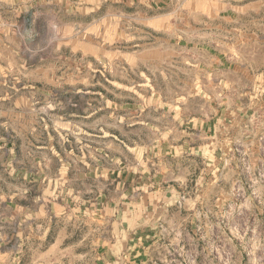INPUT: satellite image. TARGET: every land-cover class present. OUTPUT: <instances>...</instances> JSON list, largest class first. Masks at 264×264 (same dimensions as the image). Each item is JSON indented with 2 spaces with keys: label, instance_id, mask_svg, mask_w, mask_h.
Segmentation results:
<instances>
[{
  "label": "rangeland",
  "instance_id": "obj_1",
  "mask_svg": "<svg viewBox=\"0 0 264 264\" xmlns=\"http://www.w3.org/2000/svg\"><path fill=\"white\" fill-rule=\"evenodd\" d=\"M74 2L67 13L23 0L19 25L0 22V35H10L0 40V47L11 49L8 65L23 68L0 87V98L11 96L0 111L22 113L13 127L43 141L60 131L71 136L73 126L83 124L73 115L85 110L96 122L100 109L106 113L102 101L127 107L153 99L179 115L206 117L219 108L210 106L211 94L229 95L235 77L253 85L257 103L222 168L198 197H189L184 215L171 217L127 264H264V75L251 80L240 70L256 66L264 54V0ZM236 21L244 25L234 36ZM252 31L261 37L251 38ZM206 52L223 62L217 91L208 89L212 80L203 74ZM98 254V235L90 227L47 219L28 226L20 264H96Z\"/></svg>",
  "mask_w": 264,
  "mask_h": 264
},
{
  "label": "crops",
  "instance_id": "obj_2",
  "mask_svg": "<svg viewBox=\"0 0 264 264\" xmlns=\"http://www.w3.org/2000/svg\"><path fill=\"white\" fill-rule=\"evenodd\" d=\"M25 1L67 13L76 8L74 0ZM22 18L23 0H0L1 23L19 25ZM234 25L233 35H239L244 23ZM248 35L261 37L253 31ZM9 38L0 35V40ZM10 50L0 47L4 88L11 84L13 70L23 74L22 66L8 65ZM202 56L203 74L212 80L208 89L217 91L223 62L209 52ZM256 62L240 68L251 80L264 75V54ZM234 79L229 95L217 99L211 94L210 106L219 108L206 117L179 115L153 99L127 107L102 101L106 113L100 109L96 122L91 123L85 110L73 115V122L78 118L83 124L74 125L71 136L60 131L43 141L13 127L23 121L22 113L0 111V264H20L28 226L47 219L90 227L98 235L96 264H127L137 258L171 217L184 215L189 197H198L199 189L222 168L246 113L258 100L253 85ZM0 100L10 104V92ZM84 102L89 105L86 98Z\"/></svg>",
  "mask_w": 264,
  "mask_h": 264
}]
</instances>
